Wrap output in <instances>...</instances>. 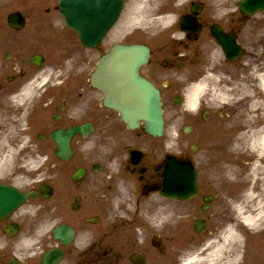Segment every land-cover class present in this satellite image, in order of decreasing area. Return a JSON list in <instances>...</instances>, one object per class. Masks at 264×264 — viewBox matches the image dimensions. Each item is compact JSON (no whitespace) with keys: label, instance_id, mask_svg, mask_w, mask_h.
Here are the masks:
<instances>
[{"label":"flooded vegetation","instance_id":"1","mask_svg":"<svg viewBox=\"0 0 264 264\" xmlns=\"http://www.w3.org/2000/svg\"><path fill=\"white\" fill-rule=\"evenodd\" d=\"M56 1L31 4L26 16L23 12L26 24L21 30L0 16V104L21 100L29 112L31 133L18 137L23 141L19 150L0 153L5 156L0 158V185L27 194L37 191L33 198L0 216V264H162L168 246L158 226V138L148 142L143 127L129 130L115 111L103 105L102 91L91 83L100 59L114 44L133 42L127 33L112 43L107 38L99 46L85 49L61 17ZM197 21L202 30L198 35L184 34V41L176 37L178 18L168 27H160L155 37L139 41L151 49L141 74L161 90L163 99L173 93L174 101H182L187 82L211 68L219 74L222 90L237 98L243 90L240 76L248 70L241 58L231 61L225 56L211 27L218 22L224 32L239 39L238 20L215 21L203 11ZM47 32L52 35L48 37ZM37 54L42 66L31 61ZM216 56L220 58L218 67L212 66ZM182 72L184 81L178 79ZM250 105L246 99L231 105L232 109L224 108L219 112L221 119L216 120L211 119L213 111L201 110L193 117V143L179 152L199 173L201 200L192 201L185 210L191 219L205 221L204 234H213L212 229L232 220L229 207L242 199L241 190L237 198L229 192L226 175L220 170L227 165L240 167L242 157L252 163L249 140L253 135L244 126L254 117L255 131H260L264 120L259 118L264 112L250 114ZM34 117L35 127L43 129L35 134L30 121ZM76 126L82 132L72 138L73 155L77 144H90L100 158L98 163L86 162L88 158L80 162L77 168L85 166L87 174L79 183L73 178L77 170L73 165L79 162L67 167L74 156L68 163L60 160L51 136L57 129ZM106 145L109 149L101 151ZM33 158L48 164L33 167ZM42 183L50 187L45 192L48 198L40 192ZM209 195L213 198L202 211L203 197ZM65 226L74 232L72 237L66 236ZM193 233L191 241L198 239L200 246L203 239L196 237L203 234ZM180 236L183 234H175L174 239ZM180 259L181 254L174 264ZM228 259L229 264H264V249H250L243 258L231 253Z\"/></svg>","mask_w":264,"mask_h":264},{"label":"water","instance_id":"2","mask_svg":"<svg viewBox=\"0 0 264 264\" xmlns=\"http://www.w3.org/2000/svg\"><path fill=\"white\" fill-rule=\"evenodd\" d=\"M245 4L248 10L250 6L264 7V0H246ZM89 13L91 12H83L81 14L71 12L66 13V16L70 24L78 29L83 41L91 46L101 40L110 24L108 23L109 25L105 26L101 15L95 16L97 23L91 22L92 16ZM79 15H83L86 18L88 15L89 18L80 21ZM190 24L187 23V26ZM148 58L149 49L146 47L138 45L130 47L116 46L107 56L109 64L114 68V75L112 76L110 72L111 76H108L109 79L106 86L99 83L95 84L106 91L107 98L105 103L118 109L131 127L135 126L138 120L142 118L146 121L148 131L162 135L164 120L160 93L149 82L141 78L138 73L140 66L146 63ZM61 146L62 151L66 152L67 143L62 140ZM80 175L81 173H77V176ZM194 179L195 176L191 172L189 165L180 164L174 159L168 161L165 181L166 193L174 197L190 198L194 194L192 192L194 190ZM8 194L13 197L15 200L13 202L15 203L21 200V198L6 190H0V200L3 208L5 206H3V202Z\"/></svg>","mask_w":264,"mask_h":264},{"label":"bare ground","instance_id":"3","mask_svg":"<svg viewBox=\"0 0 264 264\" xmlns=\"http://www.w3.org/2000/svg\"><path fill=\"white\" fill-rule=\"evenodd\" d=\"M160 1V0H159ZM158 0H136L133 4V9L131 12H129V23L133 25H137L139 27V31H141L140 28H143L145 26H151L154 24L157 20L158 22H170L172 19V11L167 10L165 11V16L158 17V18H151L152 14L153 16L156 15L158 12L157 4L159 2ZM135 10V12H133ZM258 82L261 86V88L264 91V73L259 72L257 75ZM202 90V86H197L196 89H194L189 94V104H194L196 97L199 95V93ZM258 101L255 99H251V111L254 108V105L257 104ZM258 127L254 123V120H250L248 124L244 126V129L250 131L249 133L253 135V137L250 138L249 144L251 147H253L254 151L258 153V156H261V163L257 161L254 163V166L251 171L252 180L254 182V187L250 189V191L245 194L243 197L242 203L240 205H237V211L235 209L236 218L238 217L237 212L241 215L245 212V215H242V220L247 226H251L252 228L257 227L260 222L263 220L264 217V198H261L255 194L256 186L258 184H261V181H264V127H261L258 131L256 130ZM242 141V140H241ZM243 144V141H242ZM236 164L231 165L228 168L232 171H236ZM261 192H264V187L261 189ZM256 199V200H255ZM239 238V235L237 236L235 229H230L228 231V234L222 238L219 237L217 240L212 242V253L209 256L219 258L223 255L224 250L227 248L228 242L231 239ZM190 260H193L194 263H196L198 260L197 258H191L187 261V259L182 264H188ZM191 261V262H193Z\"/></svg>","mask_w":264,"mask_h":264},{"label":"rangeland","instance_id":"4","mask_svg":"<svg viewBox=\"0 0 264 264\" xmlns=\"http://www.w3.org/2000/svg\"><path fill=\"white\" fill-rule=\"evenodd\" d=\"M184 3L187 0H179ZM239 0H206L207 7L209 8V12L221 14L224 12H230L231 8H237V3ZM26 3V0H0V11L4 12L6 10H12L20 6V3ZM30 4V3H28ZM127 14V12H126ZM126 14H124L123 19L126 20ZM253 21H258L257 29L255 28L256 34V47L253 44V49H251V53L253 56L260 58L264 62V14H257ZM250 25V24H249ZM255 25V24H254ZM243 39L245 36L250 34L251 29L247 26L243 29ZM137 35L136 37H138ZM253 43L255 42L252 40ZM37 48V47H35ZM264 66V64H262ZM212 84H217L214 80H212ZM218 93V91H216ZM216 104L219 102L216 101ZM175 112L169 115L168 120V128L166 134L163 139L158 140V151L174 153L176 152V148L178 145V141L183 143L186 142L187 138L184 135L182 138H178V133L181 130L182 120H179L177 114L173 115ZM16 123L20 124V129L16 126ZM26 123L24 121V117L21 118L16 117V111H11V107L0 108V145L1 141L4 142L6 139L11 141L10 137L17 135L21 129H25ZM182 132V131H181ZM180 132V133H181ZM88 150H82L81 152H85ZM245 236V234H244Z\"/></svg>","mask_w":264,"mask_h":264}]
</instances>
